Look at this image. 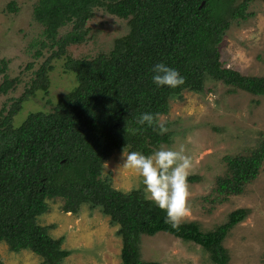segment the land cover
<instances>
[{
	"label": "trees",
	"instance_id": "16d2710c",
	"mask_svg": "<svg viewBox=\"0 0 264 264\" xmlns=\"http://www.w3.org/2000/svg\"><path fill=\"white\" fill-rule=\"evenodd\" d=\"M37 0L32 15L41 25L35 40L48 54L33 70L34 76L20 94L0 108V240L10 250L28 248L43 264H56L69 253L60 246L62 236L48 233L51 223L37 222L46 198L60 197L61 209L74 212L86 202L99 206L118 225L120 264H159L139 256L141 234L165 231L202 246L214 264H225L228 254L222 240L247 213L235 207L211 228L198 220H184L178 229L165 222L166 213L145 199L139 188L121 190L100 177L104 159L115 149L147 154L169 141L147 125H138L142 113L165 114L168 98L182 90H204L203 76L264 97V75L242 73L220 59L219 42L232 20L245 19L247 0ZM95 6L124 17L127 31L115 36L107 51L92 56H69L70 43L83 41L85 24ZM13 9L12 1L6 3ZM70 23L62 34L58 27ZM264 44V38H263ZM64 56L76 85L46 110L29 111L14 124L13 115L36 89L46 90L51 60ZM164 63L186 79L176 89L157 87L152 68ZM28 66L31 62L27 63ZM3 67L0 66V71ZM2 75L0 93L13 83ZM168 123L166 122V126ZM143 129L133 134L129 129ZM224 171L214 179L211 201L241 193L264 160V137L248 151L223 154ZM189 175L188 179H194ZM264 190V187H263ZM127 192V194H125ZM206 199L207 197L204 196ZM0 264H3L0 259Z\"/></svg>",
	"mask_w": 264,
	"mask_h": 264
},
{
	"label": "rangeland",
	"instance_id": "374dc122",
	"mask_svg": "<svg viewBox=\"0 0 264 264\" xmlns=\"http://www.w3.org/2000/svg\"><path fill=\"white\" fill-rule=\"evenodd\" d=\"M8 1L14 4L13 9L6 7ZM36 1L0 0V81L3 74L14 80L6 92L0 93V108L10 102V97L21 93L34 76L37 64L49 52L42 47L39 55L33 53L39 48L34 41L43 38L42 25L32 15ZM246 9L252 14L232 20L225 29L218 45L220 59L242 73L264 75V0H247ZM85 24V39L68 44L65 55L92 56L107 51L113 38L128 28L126 18L100 6L93 7ZM69 28L70 23L62 25L57 33ZM65 55L51 60L46 90L36 89L22 102L13 115L14 124L29 111L48 109L76 85L74 73L63 67ZM203 82L202 91L184 89L168 98V111L159 115L166 119L171 135L168 142L160 143L154 150L184 144L193 159L191 175L195 177L188 179L191 211L185 220H198L200 227L207 229L222 221L229 210L247 208L245 216L222 240L228 254L225 264H264V160L241 193L230 194L221 201L210 200L214 196V179L225 168L222 155L248 151L264 137V97L241 89L230 91L229 85L208 74L203 76ZM128 152L113 149L102 163L100 177L108 176L109 183L121 190L139 188L144 196L142 183L124 167V153ZM61 203L60 197L46 198L45 211L36 217L39 223H51L48 233L62 236L60 246L69 249L56 264H120L118 225L111 223L99 206L90 207L83 202L76 211L67 212L61 209ZM138 246L140 258L159 264H214L198 243L162 230L141 234ZM0 259L3 264H43L40 255L28 248L10 250L3 240Z\"/></svg>",
	"mask_w": 264,
	"mask_h": 264
},
{
	"label": "clouds",
	"instance_id": "9594fccd",
	"mask_svg": "<svg viewBox=\"0 0 264 264\" xmlns=\"http://www.w3.org/2000/svg\"><path fill=\"white\" fill-rule=\"evenodd\" d=\"M153 82L157 87L176 89L186 83L176 69L157 63L153 66ZM138 125H147L153 131L164 134L168 131L166 119L159 114L142 113L136 120ZM143 129H129L133 134ZM124 167L133 171L143 185L144 197L166 213L165 222L178 229L190 214L191 191L188 176L194 163L184 144L176 148L161 146L151 154L139 151L124 153ZM128 189L127 191H131ZM127 194V192L125 193Z\"/></svg>",
	"mask_w": 264,
	"mask_h": 264
},
{
	"label": "water",
	"instance_id": "95a60500",
	"mask_svg": "<svg viewBox=\"0 0 264 264\" xmlns=\"http://www.w3.org/2000/svg\"><path fill=\"white\" fill-rule=\"evenodd\" d=\"M203 2V0L200 1V4Z\"/></svg>",
	"mask_w": 264,
	"mask_h": 264
}]
</instances>
